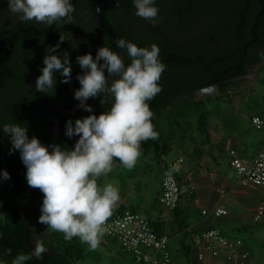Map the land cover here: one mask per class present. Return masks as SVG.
<instances>
[{
  "label": "clouds",
  "instance_id": "obj_1",
  "mask_svg": "<svg viewBox=\"0 0 264 264\" xmlns=\"http://www.w3.org/2000/svg\"><path fill=\"white\" fill-rule=\"evenodd\" d=\"M8 4V10L21 21L53 25L63 19L67 24L73 23L71 14L75 9L70 0H8ZM134 7L137 16L156 22L159 9L155 0H134ZM64 41L60 35V43ZM59 46L58 43L47 49L45 67L36 80L37 92L55 89L57 71L63 77L61 83L71 81L69 54L65 52L63 58L52 54ZM117 48L123 50V55L104 46L98 49L95 58L90 53L76 58L84 70L83 75L77 76L81 87L74 95L80 101L79 107L92 112L87 101L101 93L111 95L114 102L110 110L99 116L89 115L75 123L67 121L65 135L79 136L74 149L45 146L37 137L30 139L28 128L19 123L2 127L12 144L9 154L20 152L28 186L43 193L38 222L62 233L65 240L79 238L91 250L100 246L105 224L120 200L119 189L113 183L101 186L98 178L111 173L116 160L127 169L134 168L142 142L159 138L148 101L162 91L159 81L166 65L159 59L160 49L155 44L150 48L139 47L124 39L118 40ZM125 52L131 60L127 66L123 59ZM105 69L109 75L118 77L112 79L110 87ZM49 147L53 150L49 151ZM10 178L6 170L0 174V180ZM46 251L43 243L37 241L31 255L20 253L12 264H24L33 256L40 258ZM7 253L10 255L11 249Z\"/></svg>",
  "mask_w": 264,
  "mask_h": 264
},
{
  "label": "trees",
  "instance_id": "obj_2",
  "mask_svg": "<svg viewBox=\"0 0 264 264\" xmlns=\"http://www.w3.org/2000/svg\"><path fill=\"white\" fill-rule=\"evenodd\" d=\"M262 2L264 0H155V6L159 9L155 23L135 14L134 0H129L119 7L123 9L124 14L118 20L114 19L112 14L115 9L105 12L106 18L112 23L120 38L139 47H148L150 34L146 30L137 32L136 30L149 26L170 29L172 38L176 41L179 39L183 44L184 49L181 53L173 49L168 51L166 65L178 70L183 68L184 73L182 76H162L159 81L162 91L148 101L153 112L152 123L159 138L142 142L141 147L145 152L151 149L157 152L160 150L170 152L181 134L183 125L192 116L198 117L199 129L206 131L207 119L210 116L208 107L210 97L197 100L196 92L199 89L216 85L223 95L226 91L240 88L244 84L243 76L246 72L238 69L239 65L254 67L264 57L261 55L264 53ZM8 9V0H0V52L4 54L7 49L3 42L9 39L12 28L27 26L34 21H21ZM88 20L99 27L94 14ZM40 25L51 26L45 23ZM54 26L60 38V35L64 37L65 31L72 27L73 23L67 24L62 19ZM196 26L202 29L194 33ZM106 37L112 51L117 52L111 39L107 35ZM256 37L257 40H254ZM130 62L125 52V65ZM184 62L187 64H182ZM21 99L17 98L10 102L13 110L24 109ZM102 99L105 100V97L89 98L88 101L97 106ZM106 99L114 102L112 96ZM65 132L66 126L60 131L61 142L64 147L68 146L71 150L73 140L77 136L69 138ZM11 148L10 137L0 128V174L6 170L11 177L10 180H0V264H12L20 253L31 255L32 252L26 246L25 226L17 208L19 192L29 187L25 165L18 151L9 154ZM42 203L43 193L39 189L22 197L24 214L33 226V240L41 241L46 249L56 253L46 261V264H77L84 256V248L79 238L65 240L62 233L50 231L46 225L40 224L38 219L42 214ZM124 208L132 207L124 206L120 210ZM175 223L178 231H185L189 226V214L186 211H179L175 215ZM8 249H11L10 255L7 253ZM42 260V256L40 258L33 256L24 264H41Z\"/></svg>",
  "mask_w": 264,
  "mask_h": 264
},
{
  "label": "crops",
  "instance_id": "obj_3",
  "mask_svg": "<svg viewBox=\"0 0 264 264\" xmlns=\"http://www.w3.org/2000/svg\"><path fill=\"white\" fill-rule=\"evenodd\" d=\"M258 77L259 75H255V79ZM244 84L240 89L246 86ZM240 89L228 90L223 95L219 91L212 95L196 94V99L215 97L222 100L226 95L231 102V98L240 97ZM212 114L211 111L206 131H201L198 124L195 128L194 125H190L192 116L183 125L181 134L170 152L161 150L157 152L154 149L145 152L141 147L140 156L147 157L152 154L155 157L154 160H150L152 163L144 161L140 170L123 167L122 171L120 169L115 171L121 176L125 173L124 176L131 179L129 185L136 194L131 197L123 196L119 192L120 200L111 215L128 206L149 216L158 230H166L170 236L171 264H264V229L250 231L253 243H248L242 235L234 232L235 227H244L243 229L248 231L249 228L246 227L263 222L264 218L260 222H255L253 216L260 202L264 200V187L240 185L229 165L231 150H235L238 157L252 158L264 146V127L256 129L251 124L253 115H260L264 120V105L258 111L241 110L235 105L224 109L225 116ZM190 130L196 131L202 137L195 138ZM179 157H182V160L173 171L181 180H187L194 190L192 196H184L181 199L176 207L178 210H175L176 208L169 210L159 203L161 181L165 173L172 170L171 163ZM114 166L119 167L120 162H115ZM220 206L227 209V214L220 217L202 214L204 209L212 211ZM181 210L189 214V226L182 232L178 231L175 223V215ZM212 227L218 228L231 238L242 239L240 254L248 251L249 255L247 257L241 255L235 262L227 261L224 256L214 257L205 249L200 236L204 229ZM79 242L84 248V256L77 264H97L89 256L92 251H97L100 255L104 251L114 252L110 256L113 264H137L131 256L116 255V249H121L119 243L104 235L96 250H91L87 244L84 246L80 239Z\"/></svg>",
  "mask_w": 264,
  "mask_h": 264
},
{
  "label": "flooded vegetation",
  "instance_id": "obj_4",
  "mask_svg": "<svg viewBox=\"0 0 264 264\" xmlns=\"http://www.w3.org/2000/svg\"><path fill=\"white\" fill-rule=\"evenodd\" d=\"M71 1L72 0H70V2ZM106 1L107 0H100L101 3ZM262 3L264 4V2ZM73 6L75 9L71 14L73 16V26L65 31V41L63 43H60V38L57 36L54 24L45 27L36 21H33V23L27 26L13 27L9 39L7 41L3 40L7 50L5 54L2 51L0 52V128H2L3 125L19 123L28 128L29 136L37 137L41 141L50 144L52 142L54 122L38 118L34 113V107L36 104L40 114L55 117L58 120L60 131L62 127L66 126L69 119L75 123L77 119H82L89 114L99 116L110 109L109 106L112 105V103L110 99L107 100L106 98H110L111 95L101 93L100 95L105 97L103 104L99 102V104L95 106L90 104V101H87V104L91 105L93 109L92 112L85 111L79 106L71 113H63L59 111L53 104L47 102V100L58 103L64 110H70L75 104V98L70 89L69 83H61L63 77L59 71L54 73L56 79L55 89L48 90L44 93L36 91V80L42 75L41 70L45 67L43 61L48 54L47 49L56 46L58 43L60 44L57 51L52 54L60 55L61 58H63L65 52L69 54L72 67L71 77H73L74 75L84 74V70L77 63L76 58L78 56L90 53L95 58L99 48L104 46L110 48L106 35L111 39L110 36L99 26V24V27H97L88 20L92 14L95 15L96 19L94 0H92V3H90V0H76ZM113 9H115L112 13L114 19L118 20L124 14V11L123 9H119V7ZM81 19L84 21H81ZM143 30L148 31L150 34L148 48L153 44L159 47V59L163 64H167L166 57L168 56L169 50L173 49L180 53L183 52L184 48L183 44H181L182 41H179L178 39V42L173 39L170 35L172 33L170 29L149 26L146 29L144 27L140 28V30L137 29L136 32ZM254 40H257V37ZM111 41L113 42L112 39ZM110 50L112 49L110 48ZM263 60L264 57L261 62ZM100 63L103 64V61H100ZM182 64L187 63L184 62ZM182 69L183 68H181V70H178L177 68L173 69L166 65V70L163 72L162 76H182L184 73ZM238 69L246 72L243 79L244 82L248 81V74L253 67L239 65ZM106 73L108 72L105 69V74ZM112 79L113 78H109V87L113 82ZM74 85L77 90L81 87L77 78L74 79ZM17 98H22L20 101L23 102L24 109L13 110L14 107L10 106V102ZM10 107L12 109H10ZM95 107H97V109ZM32 131L36 132L34 133ZM77 137L73 140V149ZM56 145L61 146L64 150H70L68 146L64 147L62 145L60 133Z\"/></svg>",
  "mask_w": 264,
  "mask_h": 264
},
{
  "label": "built area",
  "instance_id": "obj_5",
  "mask_svg": "<svg viewBox=\"0 0 264 264\" xmlns=\"http://www.w3.org/2000/svg\"><path fill=\"white\" fill-rule=\"evenodd\" d=\"M251 124L256 129L264 127L260 115H253ZM230 167L234 170L238 183L242 186L254 185L264 187V146L252 158L238 157L235 150L230 151ZM182 157L171 163V171H167L161 181L159 203L169 210H174L184 196H192L194 187L187 180H179L173 169H176ZM203 215L220 217L227 214V209L220 206L212 211L204 209ZM254 221L264 218V200L260 202L254 213ZM105 233L109 239L119 243L137 264H171L172 254L169 248L170 236L166 230H158L153 220L142 212L124 208L110 216L105 224ZM205 249L214 257L224 256L229 262L237 261L239 256L247 257L249 252L240 254L243 244L240 238H231L218 228L204 229L200 234Z\"/></svg>",
  "mask_w": 264,
  "mask_h": 264
},
{
  "label": "rangeland",
  "instance_id": "obj_6",
  "mask_svg": "<svg viewBox=\"0 0 264 264\" xmlns=\"http://www.w3.org/2000/svg\"><path fill=\"white\" fill-rule=\"evenodd\" d=\"M201 27L196 26V28L193 30V32L197 33L201 30ZM249 76L247 77L248 81H245L243 88H239L240 91V97L237 99L231 98V102L228 98H226L227 96L225 95L222 100H218L215 97H211L210 100L208 101V107L210 109V112L212 111V116H225L223 115V111L224 109H226L227 107H233V106H239V108L241 110H249V111H258L259 108H262V106L264 105V60L262 62H260L259 64L255 65L253 67V69L249 72L248 74ZM255 75H259L258 78L255 79ZM249 83V84H246ZM246 96V97H245ZM245 97V98H244ZM234 101H239L242 102L241 104L239 103H235ZM244 101V102H243ZM218 114V115H216ZM198 124V117L197 116H193L192 120L190 122V125L193 126L194 128L196 127V125ZM193 136H195V138H201V134H198L196 131H189ZM155 157H153L152 154L147 155V157L145 156H140L134 169H138L140 170V166H143L144 161L145 162H150V160H154ZM152 163V162H150ZM138 167V168H137ZM123 170V165L120 164L119 167L117 166H113V170L111 173H109L106 176H102L100 178H98V183L103 186L106 183H113L115 184V186L119 189V192L121 193V195H128V196H133L134 194H136L133 190H131V185H129L130 182V178L127 176H124L125 173L123 174V176L120 175V173H115V171L118 170ZM149 189H150V184L148 185ZM244 227H235L234 232L236 234H240L242 235L247 242H254V239L252 238V234L250 231H255L258 229H264V220L263 222L257 223V225H253V226H249L246 228H249L248 231H246V229H243ZM50 231H52L51 229H49ZM82 243V242H81ZM84 244V243H82ZM86 246V244L84 245ZM119 246V245H118ZM121 247V246H120ZM115 253L116 255H120V256H125L128 255L130 256L127 252H125L124 250H122V248H118L116 249ZM114 252L112 253H108L107 251H104L102 253V255L99 254V252L97 251H92L91 254L89 255L90 258L94 259V261L97 264H113V260H110V256L113 255Z\"/></svg>",
  "mask_w": 264,
  "mask_h": 264
},
{
  "label": "water",
  "instance_id": "obj_7",
  "mask_svg": "<svg viewBox=\"0 0 264 264\" xmlns=\"http://www.w3.org/2000/svg\"><path fill=\"white\" fill-rule=\"evenodd\" d=\"M76 0H72L71 3L74 4ZM129 0H107L104 3H101L100 0H94V6L96 8V19L97 22L99 24V26L110 36V38L113 40L115 47H116V51L120 52L123 55V50H120L117 48V42L119 39H121L119 37V35L117 34L114 26L112 25V23L106 18L105 16V11L109 10V9H113V8H117L120 7L122 5H124L125 3H127ZM262 1V0H261ZM262 13H264V9L262 11ZM258 21V19H257ZM125 58V55L123 57V59ZM82 75V74H79ZM106 77L109 78H118V77H113L112 75H109L108 73L105 74ZM78 75H74L73 77H71V81L69 82V86L70 89L73 93V95H75V91L77 90L75 85H74V79L77 78ZM215 92H218V88L216 85H210L207 87H204L202 89H199L196 94L198 96H202L204 94H214ZM46 101V100H45ZM47 102H50L51 104H53L59 111L63 112V113H71L73 111H75L79 104L80 101L75 99V104L74 106L70 109V110H64L58 103L51 101V100H47ZM34 113L35 115L42 119V120H51L54 122V129L52 132V142L50 144H47L43 141L40 142L45 145V146H50V145H56L57 140H58V136L60 133V126H59V122L55 117H51V116H47V115H42L38 112V108H37V104L34 107ZM29 136V135H28ZM33 136H29V138H32ZM79 140V137L76 138L75 144L76 142ZM53 148L49 147V151H52ZM20 153V152H19ZM25 171H27L26 167H25ZM37 189L31 188V187H27L25 189H23L22 191L19 192L18 197H17V208H18V212L21 216V219L23 221V224L25 226V243L27 248L32 251L35 248V242H37L36 240H33L32 238V223L26 218L24 211H23V207H22V197L23 195L27 194V193H32L35 192ZM55 252L48 250L46 251V253H44L42 255L43 260L41 264H46V261L55 256Z\"/></svg>",
  "mask_w": 264,
  "mask_h": 264
}]
</instances>
